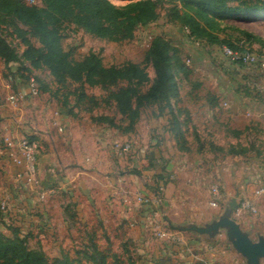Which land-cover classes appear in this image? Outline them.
Instances as JSON below:
<instances>
[{
    "label": "rangeland",
    "instance_id": "1",
    "mask_svg": "<svg viewBox=\"0 0 264 264\" xmlns=\"http://www.w3.org/2000/svg\"><path fill=\"white\" fill-rule=\"evenodd\" d=\"M35 3L43 6L41 0ZM167 8L168 4L163 3L159 8V18L140 26L132 39L124 41L99 38L66 23L61 26L62 46L75 59L96 51L106 65H122L128 61L142 65L149 80L140 85L141 91H146L155 78L152 63L146 59L153 39L163 37L176 48L172 64L179 94L171 97V107L166 103L143 107L135 126L128 132L129 119L118 111L110 94L127 86L126 81L110 90L88 84L81 86L69 80L57 82L46 66L34 67L22 58L27 48L23 36L35 46H41L31 26L13 16L0 15V36L20 56L7 63L0 55V103L6 99L4 81L8 74L15 75L23 83L27 76H34L41 87L35 99L39 108L35 112L39 117L46 119L54 115L59 106L69 105L73 113L76 108L84 125L95 124L93 118L104 117L115 132L127 135L123 140H131L135 145L142 140L147 150L157 148L162 157H159L156 167L150 166L148 160L141 165L133 163L132 150L121 159L115 157L114 171L121 176L133 173L140 177L134 171L141 169L152 195L159 185L164 184L161 191L164 204L154 211L158 210L161 218L166 217L170 221L173 226L165 223L168 228L185 236V241L179 243L172 239H159L146 230L137 233L136 228L125 226L119 209L106 203L104 187H101L103 191L92 190L90 193L73 188L72 191L61 192L62 207H57L59 212L62 209L66 211L70 216L68 220L59 223L60 212V218L53 225L45 223L47 230H26L30 247H41L52 258L66 251L73 257L88 260L87 256L93 253L92 246L96 245L106 254L108 264H182L187 256H180V249H190L191 256L195 255L188 260L200 264H248L241 253L226 243L225 228L212 238H203L204 235L175 227L207 226L228 208L230 217L240 223L252 241L257 242L264 237V198L255 200L256 211L244 209L237 214L236 210L239 194L252 195L253 186L249 184L253 180L246 177V172L256 169L255 174L263 176L260 170L264 168L261 165L264 163V72L258 66L229 62L219 49L221 44H210L205 40L194 43L185 27L169 20ZM242 18L246 20L248 17ZM244 19H231L220 24L222 28L230 24L247 25ZM254 28L264 34V24H255ZM219 34L221 37L230 34L239 42L240 34L235 30L227 28ZM245 47L249 46L246 44ZM262 47L254 45L249 48L258 51ZM258 76L262 78L257 79ZM82 91L87 96L79 100ZM90 96L96 98L95 102ZM223 100H227L229 105H222ZM47 103L49 105L46 106ZM30 114H34L33 109L27 110L23 117L30 118ZM156 138H161V142L151 144ZM144 164L149 168L145 169ZM89 179L91 177L88 182ZM243 179L247 180L244 190L240 191L236 186ZM215 182L220 183V193L224 196L217 207L210 205ZM92 184L88 186L96 188V184ZM137 192L139 190L130 194L133 202ZM9 223L11 226L7 228L11 231L14 225ZM260 264H264V258Z\"/></svg>",
    "mask_w": 264,
    "mask_h": 264
},
{
    "label": "trees",
    "instance_id": "2",
    "mask_svg": "<svg viewBox=\"0 0 264 264\" xmlns=\"http://www.w3.org/2000/svg\"><path fill=\"white\" fill-rule=\"evenodd\" d=\"M43 6L29 4L26 0H0V15L13 16L24 24L30 25L41 46H35L23 36L27 46L22 54L24 61L34 67L46 66L59 83L78 82L81 86H99L105 90L126 81L127 86L111 92L120 113L129 119L131 131L141 115V109L155 103H166L171 107L170 99L179 94V86L172 64L177 51L163 37H155L146 54L152 63L155 78L146 91L140 85L149 80L145 68L131 61L122 65H106L101 55L89 51L80 59H75L70 51L62 46L61 26L74 25L99 38L112 41L132 39L136 30L160 17L159 8L168 4L167 17L189 30L193 40H205L210 44H226L234 49H250L261 37L251 31L230 24L221 27V22L242 17L258 18L264 16V0H130L123 6H117L111 0H41ZM227 28L240 34L239 42L230 34L221 37L219 31ZM242 38L249 42L241 44ZM241 44V45H240ZM249 47H245V45ZM0 55L10 63L20 56L0 36ZM31 76H27L24 83ZM37 81V79H36ZM38 82V81H37ZM23 83V82H22ZM40 92L41 87L39 85ZM83 92V91H82ZM87 96L84 92L79 100ZM95 102L96 98L91 97ZM107 118H93L99 123H106ZM108 124V123H106ZM109 125V124H108ZM134 172L140 174L139 170ZM164 185V184H163ZM159 185L154 194H160ZM93 253L82 257H73L62 251L60 255L50 257L41 247H30L28 237L20 234L14 227L11 235L0 231V264H108L106 254L96 245Z\"/></svg>",
    "mask_w": 264,
    "mask_h": 264
},
{
    "label": "crops",
    "instance_id": "3",
    "mask_svg": "<svg viewBox=\"0 0 264 264\" xmlns=\"http://www.w3.org/2000/svg\"><path fill=\"white\" fill-rule=\"evenodd\" d=\"M243 21L247 22V25H235L261 37V41L254 43L252 47L254 45L264 46V34L254 28L255 24H264V16L248 17ZM196 41L193 40L194 43H199ZM244 42L248 44L249 41L242 38L241 43ZM249 65L257 67L253 64ZM258 69L264 72V69ZM261 78L258 76L257 79ZM18 86L27 93L28 88L25 83L20 82ZM35 99L36 97L27 95L26 99L20 101L17 108L13 109V112L6 99L0 103V199L6 197L9 200L8 213L0 212V231L11 235L12 230L9 231L8 229V226H11L9 222H12L14 227L26 229L28 232L38 228L47 230V227L44 226L45 223L49 226L53 225L60 212H62L61 218L59 217L61 220L57 221L59 223L61 221L66 222L70 216L64 209L60 212L57 210V207H62L59 197L61 192L72 191L73 188H77L78 191L82 189L86 193H90L92 190L103 191L104 189L106 203L110 207H116L120 210L119 214L125 226L136 228L137 233H143L150 223L151 212L155 207L136 204L130 194H134L135 190H139L136 194H152L150 184L144 179L145 176L141 169L139 170L140 177L133 173L121 176L114 171L116 168L114 160L118 156L113 152L112 144L116 140H123L127 135L115 132L106 123L95 121V124L84 125L85 122L79 117L76 108L74 109L75 113H73L69 105L59 106L54 115L43 119L35 112L39 109ZM29 109H33L34 114H30V118L23 117ZM32 133L41 140L42 144L38 160V178L44 186H53L57 190L43 203L37 201L33 187L16 177L17 166L14 165L9 155L13 148L5 143V137H10L16 142L21 136ZM151 144H155V140ZM133 150L132 162L137 165L148 160L150 166L155 165L156 167L159 157H162L157 148L147 150V146L142 140L136 143ZM146 154L148 155L147 158ZM118 158L121 159L122 157ZM144 166L145 169L149 168L148 164H144ZM260 171H263L264 177V168L262 167ZM255 173L256 169H250L246 172V177L253 180V183L249 184L253 188L258 184V174ZM89 177H91L90 182H88ZM246 180H239V184L236 186L238 190H244ZM89 183H95L97 189L92 186L94 184L88 186ZM242 197L245 196L239 194L237 201ZM118 204L119 206H117ZM183 237L185 241V236L183 235ZM226 243H229L228 240ZM188 251L179 250L180 256H187L183 259L182 264H200L197 261L188 260L195 255L192 254L191 256ZM210 255L214 260V255L212 253Z\"/></svg>",
    "mask_w": 264,
    "mask_h": 264
},
{
    "label": "built area",
    "instance_id": "4",
    "mask_svg": "<svg viewBox=\"0 0 264 264\" xmlns=\"http://www.w3.org/2000/svg\"><path fill=\"white\" fill-rule=\"evenodd\" d=\"M29 4H35L36 0H26ZM189 34V30L185 28ZM219 49L223 56H225L230 62L237 64H253L261 69H264V48L260 51L250 49H234L226 44L219 46ZM19 80L13 74H8L4 87L6 89V101L11 108H17L20 101L26 99V96L36 97L40 94V88L36 78L31 76L25 84L27 85V93L20 88ZM222 105L228 106L227 100L222 101ZM161 138H156L155 142H160ZM5 143L13 148L9 153L10 159L14 165L17 166L16 177L18 180H23L36 192L37 201L40 203L45 202L49 196L56 193V188L53 186H44L38 178V160L41 151V140L35 136V134L23 135L16 142L10 137H5ZM135 147V143L131 140H116L112 144V150L118 157H124L131 152ZM258 184L253 188L252 196L242 197L239 200V206L237 207V214H240L242 210L248 209L250 211H256L255 200L264 198V177L258 176ZM164 185H161L159 190L163 192ZM224 196L220 193V183L215 182L212 187V199L210 205L217 207L220 202L223 201ZM136 204L154 206L155 209L158 206L164 204L162 193L160 194H136L134 198ZM9 200L4 197L0 199V209L2 212L8 213ZM150 223L147 225L146 230L152 232L154 236L159 239H172L176 242L183 243L184 237L180 232L172 231L165 225L163 218L160 217L158 210H153L150 216ZM28 232L26 229L21 228L20 234L26 235Z\"/></svg>",
    "mask_w": 264,
    "mask_h": 264
},
{
    "label": "water",
    "instance_id": "5",
    "mask_svg": "<svg viewBox=\"0 0 264 264\" xmlns=\"http://www.w3.org/2000/svg\"><path fill=\"white\" fill-rule=\"evenodd\" d=\"M163 220L169 227L173 226L166 217ZM182 231H192L203 238H212L220 229L225 228L228 242L247 260L248 264H260L261 259L264 258V237H261L257 242L252 241L248 234L242 229L240 223L230 217V209L220 216L218 219L207 226H175Z\"/></svg>",
    "mask_w": 264,
    "mask_h": 264
},
{
    "label": "clouds",
    "instance_id": "6",
    "mask_svg": "<svg viewBox=\"0 0 264 264\" xmlns=\"http://www.w3.org/2000/svg\"><path fill=\"white\" fill-rule=\"evenodd\" d=\"M130 2V0H113V3L117 6H123Z\"/></svg>",
    "mask_w": 264,
    "mask_h": 264
}]
</instances>
